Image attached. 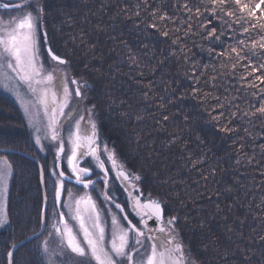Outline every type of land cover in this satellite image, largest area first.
<instances>
[{
  "label": "trees",
  "instance_id": "obj_1",
  "mask_svg": "<svg viewBox=\"0 0 264 264\" xmlns=\"http://www.w3.org/2000/svg\"><path fill=\"white\" fill-rule=\"evenodd\" d=\"M38 1L46 45L68 60L93 108L99 140L117 163L139 176L141 199L162 200L165 217L177 218L176 235L189 261L264 264V117H253L250 107L264 102V83L255 79L261 72L251 71L264 64V3L241 0L232 8L237 15L224 17L203 8L195 13L208 0ZM242 5L247 8L241 13ZM213 28L214 36L207 37L205 29ZM233 47L247 58L238 60ZM227 121L231 132L223 130ZM0 148L27 153L42 165L45 229L12 259L46 264L40 245L59 212L50 175L58 161L50 145L37 149L18 106L3 93ZM0 155L12 165L10 223L0 230V264H7L11 246L40 230L43 195L34 162Z\"/></svg>",
  "mask_w": 264,
  "mask_h": 264
},
{
  "label": "snow or ice",
  "instance_id": "obj_2",
  "mask_svg": "<svg viewBox=\"0 0 264 264\" xmlns=\"http://www.w3.org/2000/svg\"><path fill=\"white\" fill-rule=\"evenodd\" d=\"M261 3H264V0H261ZM233 5H241V0H208L207 4L201 3L195 6V13L202 14L201 9L203 8L211 16L220 14L224 17H232L237 15L236 11L232 10ZM0 7L5 9L14 7L20 11L25 8H34V11H27L22 17L0 29V88L14 94L20 102L25 116L28 118L29 126L33 128V142L39 151L45 150L44 141H55L58 143L56 154L58 159L60 153L64 152V140L59 134L61 118L68 117L70 121H74L73 128L69 130L68 135V142L71 144V155L68 156L67 160L71 175L68 176V179L74 178L77 184L89 188L94 184V181L90 178V170L80 167L77 160L78 156L89 154L99 160L96 155L97 148L94 140L96 125L90 122L91 132H81L80 122L84 120V117L80 116L79 119H76L74 115L79 106L77 105L76 109L68 112L65 111V109L70 108V101L73 97H83L80 82L70 78L67 73L59 77L54 76L53 72L47 71L44 63L39 58L41 46L39 21L42 18L41 14L44 12V8L39 3L33 5L31 0H23V3L15 5L4 3ZM182 7L189 13L193 12V9L187 4ZM255 7L259 8L260 5L257 4ZM245 8H247V5H242L239 11L242 13ZM152 14L155 16V12ZM252 14H254L252 10H249V15ZM193 18L192 15L189 16V20ZM160 19L165 20L166 14H161ZM152 26L156 27V25ZM215 31V28L211 31L205 29L207 37H213ZM163 34L168 35L167 32ZM219 38V36H215L216 40H219ZM261 40L264 41V36L261 37ZM243 43V40H241L240 44ZM252 43L255 47L256 42L253 41ZM259 47L264 49V43H260ZM231 52L237 55L238 60L247 58L246 55L241 56L235 47L231 49ZM48 55L52 61L59 65L68 64V60L53 48L48 49ZM130 59L135 62L133 57H130ZM251 71H260L261 75L255 77V79L264 83V64L253 67ZM13 80L16 81L15 84L11 83ZM70 84L75 85V87L70 88ZM21 85L27 89V98L21 95ZM252 87L255 88L257 85L252 83ZM195 91L197 90L194 89ZM260 92L264 94V88H261ZM262 100H264V96H262ZM217 103L219 107H223L219 104V101ZM250 107L254 108L253 117L257 113L264 117V102L260 103L258 107L255 105H250ZM237 111H239L238 107ZM89 112H91V109H89ZM223 115L224 113L220 112L217 118ZM232 115L235 116V113H232ZM243 115L247 117L248 113ZM42 117L46 118V123L43 127H40L38 121H42ZM163 119L167 120L168 117L165 116ZM227 123H231V121L225 122L223 130L231 132L232 129L227 127ZM84 149L86 151H82ZM108 160H111L113 166H115L116 161L113 154L108 155ZM99 166L104 167L102 161ZM56 167L59 168V165ZM11 174L12 165L6 159H0V227L10 223L3 201L7 193V178ZM105 174L107 175V170H105ZM50 175L56 177L53 181L55 202L69 209L68 213L63 211L54 213L56 220L52 225V231L60 237L61 250L63 251V248L66 247L71 254L79 258V264H194L186 257L183 244L176 239L177 218L175 216L165 217L164 202L162 200L151 197L142 200L140 195L135 196L132 207L139 218L138 224L133 223L125 215L123 219L127 220V226L121 225L117 217L113 215L109 236L106 231V223L102 220V212L98 209L93 197L85 193L79 198L73 199L72 204L62 202V194L66 191L64 186L66 173L64 170H51ZM118 175L127 181L131 187H136L133 181L139 180V176L124 170H120ZM41 180L43 182V169H41ZM105 184H107V180ZM69 197L71 199L70 192ZM104 198L110 200L111 196L104 193ZM115 207L121 213L125 211L120 204H116ZM69 220L74 222L72 226L69 225ZM149 221H155L160 226L150 227ZM44 224H46V221ZM152 232L167 233L165 242L161 243L158 238L153 237ZM34 235L38 239L40 235H43V231L34 233ZM11 247L15 249L16 245L13 244ZM141 249H144L143 254H141ZM40 250L48 255V264H56V261L52 259L47 240L42 242ZM7 256L8 264H13V252L9 251ZM137 257H140V259L137 260Z\"/></svg>",
  "mask_w": 264,
  "mask_h": 264
},
{
  "label": "rangeland",
  "instance_id": "obj_3",
  "mask_svg": "<svg viewBox=\"0 0 264 264\" xmlns=\"http://www.w3.org/2000/svg\"><path fill=\"white\" fill-rule=\"evenodd\" d=\"M2 4L8 3L10 5H15L17 3H23V0H0ZM32 4L35 5L36 3H39L38 0H31ZM27 11H34V8H25L23 11L17 10L16 8H8L4 9L0 7V29L6 27L10 22L17 20L18 18L22 17L24 13ZM42 16V14H41ZM40 24V38H41V46H40V60L44 63L45 68L47 71L53 72L54 76L59 77L63 75L64 73H67L70 78L76 79L72 74L70 69L67 67V65H59L55 61H52L50 56L47 52V47H49L47 44V39L45 37L44 27L42 23V18L39 21ZM50 48V47H49ZM12 84H15L16 81H11ZM58 83V81H57ZM81 85V84H80ZM70 88H74L75 85H69ZM81 90L83 92V97H73L70 101V108L65 109L66 112L76 109V106L78 105V109L75 110L74 115L76 119H79L80 116L84 117V120L80 122V128L82 133H90L91 132V123H95V115L93 112V108L91 104L88 102L84 90ZM20 92L22 96H25L27 98V89L25 86H20ZM0 93H3L13 99V101L18 106L21 115L23 116L26 125L28 127V130L31 133L32 138L34 137V131L33 128L29 126L28 118L25 116L24 109L21 107L20 102L16 99V96L12 94L11 92L0 88ZM89 109H91V112H89ZM34 110V109H33ZM42 116V114H41ZM46 123V118L42 117V121H38V126L43 127ZM74 121H70V118L64 117L61 118V127H60V136L64 140V152L60 153L59 158L57 159V149H58V143L48 142L44 141L45 147H48L50 145V148L54 151V157L58 161L59 168H57V171L63 170L66 173V176L71 175V170L68 166L67 160L68 156L71 155V144L68 142V135L69 130L73 128ZM96 125V123H95ZM97 129V126H96ZM95 140V147L97 148L96 155L99 157V160L96 159V157L89 155H82L78 156L77 163L82 168H88L90 170V178L92 181H94V184L90 186L89 188H84L83 186H78L73 184L72 182L66 181L64 179V184H69L75 187H79L82 190L81 191H75L72 188H66L65 197L63 198L62 194V202H67L69 204L73 203V199L79 198L80 196L84 195L85 193L90 194L93 199L95 200L98 209L102 212V220L106 223V231L108 232L109 236L111 234V219L112 216L115 215L117 217V220L119 224L127 226V220H124L123 217L127 215L128 219L131 220L133 223H137L139 221V218L135 214V210L132 207L134 197L137 195H140L138 192L137 182L138 180H134L133 183L136 185L135 188L131 187V185L125 181L122 177L118 175V172L120 170H124L130 174L124 166L120 165L119 163H115V166H113V162L111 160H108V155L112 154V151L109 147H106L105 144L99 140L98 133L96 130V137ZM107 149V151H105ZM86 151V149L82 150ZM0 159H6L5 156L0 155ZM7 160V159H6ZM103 162L104 167L101 168L99 166L100 162ZM63 168V169H61ZM105 170H107V175L105 174ZM44 174V171H43ZM52 178L55 180L56 177L52 176ZM9 179L10 176L7 178V191H8V185H9ZM74 179V178H73ZM75 180V179H74ZM107 180V184H105V181ZM39 182H40V174H39ZM98 183H100L99 186H102V189L99 188ZM43 184H44V177H43ZM102 190H104L102 192ZM42 191V190H41ZM45 192V190H44ZM69 192L71 193V199L69 197ZM104 193H108V195L111 196L110 200H105ZM43 195V194H42ZM46 196V193H45ZM47 198V196H46ZM6 200H7V193L4 198V205H5V211H6ZM147 200V199H142ZM116 204H120L122 208L125 209L123 213L120 212L119 209L115 207ZM56 208L59 210V212L64 211L65 213H68L69 209L62 207L61 204L56 203ZM47 208H48V199H47ZM43 209V208H42ZM47 211V210H46ZM67 218V217H66ZM45 221V218H44ZM71 223H69L70 226L74 224L73 221L69 220ZM154 222V221H149ZM148 222V223H149ZM150 225V224H149ZM151 227V225H150ZM4 227H0V230L4 229ZM41 228V226H40ZM45 229V224H44ZM44 232V230H43ZM39 233V231L37 232ZM51 233V235H50ZM48 233L46 236V240L48 241L49 250L52 254V259L56 261V264H79V258L75 257L73 254L70 253L67 248H63V251L61 250V240L58 234L54 233L53 231ZM153 237L158 238L161 243L165 242V238L167 236V233H159V232H152L151 233ZM34 235V234H33ZM31 235V236H33ZM41 236V235H40ZM39 236V237H40ZM30 237V236H29ZM28 238V237H27ZM26 239V238H25ZM37 239V238H34ZM32 239V240H34ZM176 239L179 241L178 236L176 235ZM30 240V241H32ZM28 241V242H30ZM26 242V243H28ZM132 243V241H130ZM151 243V242H148ZM18 249V248H17ZM15 249V250H17ZM11 250V249H10ZM14 250V251H15ZM144 253V249H141V254ZM45 262L48 264V255L43 253ZM137 260L140 259V257L136 258ZM7 264H8V256H7Z\"/></svg>",
  "mask_w": 264,
  "mask_h": 264
},
{
  "label": "water",
  "instance_id": "obj_4",
  "mask_svg": "<svg viewBox=\"0 0 264 264\" xmlns=\"http://www.w3.org/2000/svg\"><path fill=\"white\" fill-rule=\"evenodd\" d=\"M1 5H2V4H1ZM1 8H3V7H1ZM9 8H13V7H9ZM4 9H5V8H4ZM48 49H49V47H47V52H48ZM0 153H1V154H18V155H21V156H23V157L29 159L30 161L34 162V163L37 165V167H38V169H39V174H40V186H41V190H42V194H43V209H42V213H41V228H40V230H39V233H40L41 231L44 230V226L42 227V224L44 225V218H45V214H46V210H47V198H46V196H45V192H44V184H43V182H42V180H41V169H43V168H42V165H41L40 162H39L36 158H34L33 156H31V155H29V154H27V153H24V152H22V151H19V150L0 148ZM43 177H44V174H43ZM65 180H66V181H69V182H72V183L75 184V185L83 186V185H81V184H77L76 181H75L74 179H68V176H65ZM149 224H150L151 226H155V227H159V226H160V225L156 224L155 221H154V222H149ZM34 238H36L35 235L30 236V237H28V238H26V239H23L22 241L16 243V244H15V245H16L15 249H17L18 247L22 246L23 244H25L26 242H28V241H30V240H32V239H34ZM15 249L11 248L10 251L14 252Z\"/></svg>",
  "mask_w": 264,
  "mask_h": 264
},
{
  "label": "bare ground",
  "instance_id": "obj_5",
  "mask_svg": "<svg viewBox=\"0 0 264 264\" xmlns=\"http://www.w3.org/2000/svg\"><path fill=\"white\" fill-rule=\"evenodd\" d=\"M21 247V246H20ZM20 247H18V248H20Z\"/></svg>",
  "mask_w": 264,
  "mask_h": 264
}]
</instances>
